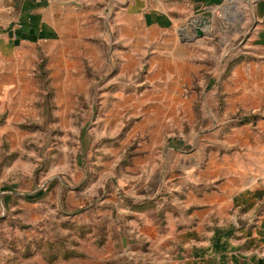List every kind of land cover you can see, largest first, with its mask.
I'll use <instances>...</instances> for the list:
<instances>
[{"label": "rangeland", "instance_id": "374dc122", "mask_svg": "<svg viewBox=\"0 0 264 264\" xmlns=\"http://www.w3.org/2000/svg\"><path fill=\"white\" fill-rule=\"evenodd\" d=\"M109 35L108 21L84 22L78 36L68 28L15 63L0 60V264H134L119 255L120 229L104 220L150 213L130 199L169 194L177 177L168 175L184 168L226 178L239 167L228 131L247 112L231 114L220 81L244 54L198 64L207 69L176 87L156 64H122ZM191 91L198 99H187ZM139 120L154 124L134 131ZM112 190L124 211L108 219L100 200Z\"/></svg>", "mask_w": 264, "mask_h": 264}, {"label": "crops", "instance_id": "0c3cea01", "mask_svg": "<svg viewBox=\"0 0 264 264\" xmlns=\"http://www.w3.org/2000/svg\"><path fill=\"white\" fill-rule=\"evenodd\" d=\"M201 18L208 26L197 36L194 27ZM95 20L109 22V37L117 43L122 64H156L176 87L186 79L193 83L198 69L206 67L198 64H221L224 53L244 54L240 60L230 59L234 66L220 81L231 114L247 112L248 118L228 131L232 147L241 150L232 160L239 167L226 178L184 168L181 174L168 175L177 177L169 194L134 195L132 203L140 198L141 205H152L150 213L129 208L121 223L104 220L120 229L116 242L123 261L264 264V0H0V60L15 63L20 50L56 42L68 28L78 36L84 22L92 27ZM186 97L198 99L193 91ZM158 98L166 99L161 94ZM143 122L137 121L134 131L154 124ZM214 133L215 141H222L223 126ZM145 144L141 148L155 143ZM119 192L112 190L100 200L108 215L124 211Z\"/></svg>", "mask_w": 264, "mask_h": 264}, {"label": "water", "instance_id": "95a60500", "mask_svg": "<svg viewBox=\"0 0 264 264\" xmlns=\"http://www.w3.org/2000/svg\"><path fill=\"white\" fill-rule=\"evenodd\" d=\"M208 26V21L205 18H201L196 22L194 27V32L197 36H201L203 34L202 27Z\"/></svg>", "mask_w": 264, "mask_h": 264}, {"label": "trees", "instance_id": "16d2710c", "mask_svg": "<svg viewBox=\"0 0 264 264\" xmlns=\"http://www.w3.org/2000/svg\"><path fill=\"white\" fill-rule=\"evenodd\" d=\"M25 198H26V199H31L32 197H31V198H30V197L28 198V196H27V197L25 196Z\"/></svg>", "mask_w": 264, "mask_h": 264}]
</instances>
